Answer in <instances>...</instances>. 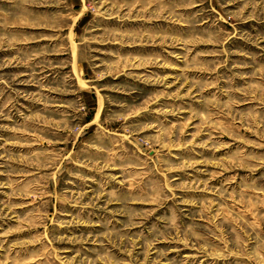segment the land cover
<instances>
[{"label":"rangeland","instance_id":"1","mask_svg":"<svg viewBox=\"0 0 264 264\" xmlns=\"http://www.w3.org/2000/svg\"><path fill=\"white\" fill-rule=\"evenodd\" d=\"M0 264H264V0H0Z\"/></svg>","mask_w":264,"mask_h":264}]
</instances>
